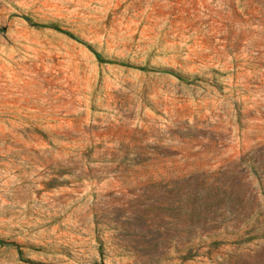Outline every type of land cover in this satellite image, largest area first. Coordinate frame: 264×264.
Wrapping results in <instances>:
<instances>
[{"label": "rangeland", "instance_id": "obj_1", "mask_svg": "<svg viewBox=\"0 0 264 264\" xmlns=\"http://www.w3.org/2000/svg\"><path fill=\"white\" fill-rule=\"evenodd\" d=\"M0 264H264V0H0Z\"/></svg>", "mask_w": 264, "mask_h": 264}, {"label": "trees", "instance_id": "obj_2", "mask_svg": "<svg viewBox=\"0 0 264 264\" xmlns=\"http://www.w3.org/2000/svg\"><path fill=\"white\" fill-rule=\"evenodd\" d=\"M0 244H4V242L3 241H0Z\"/></svg>", "mask_w": 264, "mask_h": 264}]
</instances>
